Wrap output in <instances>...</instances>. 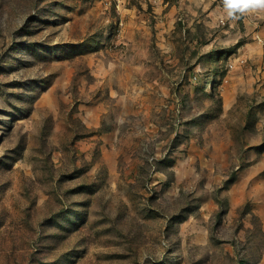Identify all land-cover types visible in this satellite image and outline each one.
I'll use <instances>...</instances> for the list:
<instances>
[{"label": "rangeland", "instance_id": "rangeland-1", "mask_svg": "<svg viewBox=\"0 0 264 264\" xmlns=\"http://www.w3.org/2000/svg\"><path fill=\"white\" fill-rule=\"evenodd\" d=\"M0 264H264V11L0 0Z\"/></svg>", "mask_w": 264, "mask_h": 264}, {"label": "clouds", "instance_id": "clouds-1", "mask_svg": "<svg viewBox=\"0 0 264 264\" xmlns=\"http://www.w3.org/2000/svg\"><path fill=\"white\" fill-rule=\"evenodd\" d=\"M224 11L229 18H235L237 14L264 11V0H223Z\"/></svg>", "mask_w": 264, "mask_h": 264}, {"label": "built area", "instance_id": "built-area-1", "mask_svg": "<svg viewBox=\"0 0 264 264\" xmlns=\"http://www.w3.org/2000/svg\"><path fill=\"white\" fill-rule=\"evenodd\" d=\"M221 2L223 3V0H221Z\"/></svg>", "mask_w": 264, "mask_h": 264}]
</instances>
